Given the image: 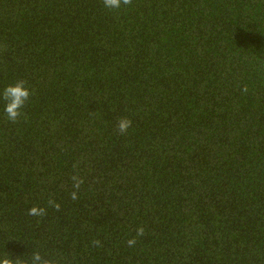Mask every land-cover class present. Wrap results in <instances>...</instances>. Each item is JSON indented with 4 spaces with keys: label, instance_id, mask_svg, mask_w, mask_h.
Here are the masks:
<instances>
[{
    "label": "trees",
    "instance_id": "16d2710c",
    "mask_svg": "<svg viewBox=\"0 0 264 264\" xmlns=\"http://www.w3.org/2000/svg\"><path fill=\"white\" fill-rule=\"evenodd\" d=\"M21 79L0 256L264 264V0H0V90Z\"/></svg>",
    "mask_w": 264,
    "mask_h": 264
},
{
    "label": "clouds",
    "instance_id": "9594fccd",
    "mask_svg": "<svg viewBox=\"0 0 264 264\" xmlns=\"http://www.w3.org/2000/svg\"><path fill=\"white\" fill-rule=\"evenodd\" d=\"M133 0H102L103 7L108 10L120 9L122 6L132 5ZM26 81L21 79L17 80L12 84L6 85L2 90H0V101L3 102V111L7 120L11 123H16L19 118L24 115L22 109L29 101V98L34 93L26 86ZM242 92L246 93L248 91L245 85ZM132 121L127 117H120L117 119L116 128L120 134H126L131 127ZM71 179L74 181L73 187L79 189L80 185L83 183V179L77 175H73ZM70 198L76 200L77 193L73 191L70 194ZM48 205L53 209L59 211L60 204L51 198L48 200ZM28 215L42 217L46 215V209L44 207H39L36 205L31 206L28 209ZM145 234V228L143 226H138L136 229V236H143ZM129 247L134 246L136 243V238L133 237L126 241ZM92 244L94 246H100L99 240H93ZM0 264H28V262L21 260L19 257L12 259L9 257L8 253L0 256ZM30 264H58L57 260L54 258H49L47 256H42L40 252L34 251L30 257Z\"/></svg>",
    "mask_w": 264,
    "mask_h": 264
}]
</instances>
